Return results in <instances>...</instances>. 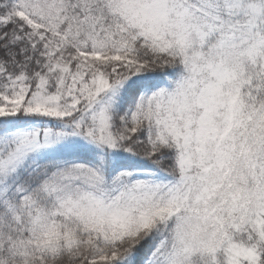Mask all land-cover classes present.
Here are the masks:
<instances>
[{"label":"snow or ice","instance_id":"snow-or-ice-1","mask_svg":"<svg viewBox=\"0 0 264 264\" xmlns=\"http://www.w3.org/2000/svg\"><path fill=\"white\" fill-rule=\"evenodd\" d=\"M0 264H264V0H0Z\"/></svg>","mask_w":264,"mask_h":264}]
</instances>
